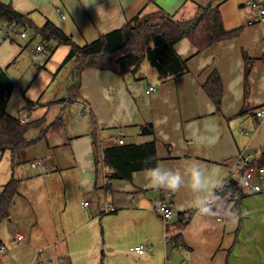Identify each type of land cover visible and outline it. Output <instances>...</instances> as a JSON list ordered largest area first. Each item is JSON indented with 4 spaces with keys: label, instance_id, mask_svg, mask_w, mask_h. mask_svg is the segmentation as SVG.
<instances>
[{
    "label": "crops",
    "instance_id": "0c3cea01",
    "mask_svg": "<svg viewBox=\"0 0 264 264\" xmlns=\"http://www.w3.org/2000/svg\"><path fill=\"white\" fill-rule=\"evenodd\" d=\"M3 2L27 15L36 27L52 21L80 45L138 16L186 21L209 4L219 6L226 30L240 29V33L202 51L190 39H181L176 50L187 60L189 71L162 81L145 61L137 72L124 75L87 68L78 76L76 58L63 64L70 45L44 40L32 26H27L26 37L3 39L7 24L0 20V74H5V78L0 76V92L7 93L12 85L6 112L33 122L32 128L40 131L48 126L50 110L62 97L64 104L72 99L79 102L84 109L79 115L89 113L72 121L67 107L55 109L58 116L53 122L62 117L65 127L77 134L68 150L48 149L53 169L46 163L47 169L42 170L36 162L42 156L29 157L27 148L15 162L10 150H0V193L13 177L19 180L10 216L0 224L1 251L20 244V264L60 259L67 264H182L183 260L189 264H264V181L262 192L244 188L221 217L201 216L192 206L212 197V187L218 185L216 191L229 178H238L243 169L239 155L259 160L264 153V139L257 144L243 128L251 125L252 117L260 124L264 121V116L257 115L264 109V17L248 0ZM250 19L256 22L248 24ZM41 43L46 51L35 56L33 49ZM244 54L252 58L247 87ZM214 71L224 86L220 110L203 88ZM60 76L67 82L61 88ZM151 86L157 89L147 93ZM14 94L16 107L11 103ZM148 123L153 124L154 134H142L140 127ZM48 137L43 139L51 146ZM120 138L123 144L155 140L158 163L184 176L182 189L155 188L147 182L150 173L144 170L134 172L131 180L110 179L103 149L119 144ZM194 163L209 170L207 193L197 189L188 174ZM70 178L76 181L74 188L68 187ZM254 181L259 183V177ZM158 201L175 211L170 219L158 213ZM108 205L115 209L108 210ZM228 210L236 213L235 218H229ZM177 234L183 239L175 245L171 238ZM18 235L21 240L16 239ZM169 243L173 244L170 254ZM141 244L146 247L144 253L130 250ZM175 249L183 253L180 260L171 259Z\"/></svg>",
    "mask_w": 264,
    "mask_h": 264
},
{
    "label": "trees",
    "instance_id": "16d2710c",
    "mask_svg": "<svg viewBox=\"0 0 264 264\" xmlns=\"http://www.w3.org/2000/svg\"><path fill=\"white\" fill-rule=\"evenodd\" d=\"M0 20L5 21L6 24L15 21L32 26L44 40H56L60 44L70 45L71 50L63 64L76 58L78 76L87 68L112 70L121 75L137 72L142 63L147 60L162 81L189 71L187 60L182 58L176 50V44L181 39H190L197 50L202 51L240 33V29H225L219 6L213 4L204 7L200 15L194 19L186 21L163 16L160 22L150 23L141 21L138 16L124 26L101 34L96 40L83 45L77 44L70 35L52 21H47L42 27L34 26L27 15L20 13L11 3H5L3 0H0ZM244 57L247 62L245 70L247 87L252 58L247 54H244ZM1 75L5 78V74ZM78 86L79 83L76 84V88ZM9 87L12 88V85ZM11 88L7 93L0 92V150H10L15 162L21 150L43 139L49 130L61 129L63 120L59 117L48 127L41 129L38 136L28 139L27 132L34 126L33 122H24L20 117L11 115L5 110ZM203 88L220 110L224 86L218 71L210 75ZM241 112L243 110L240 114ZM140 129L142 134H154L152 123L142 125ZM149 158L151 159L146 161ZM257 161L259 165L264 166V153ZM103 162L109 168L107 176L110 179L131 180L134 172L154 167L159 162L156 141L108 145L103 149ZM244 173L243 168L238 178H229L215 191L216 194L212 195L213 203L210 206L215 213L214 217H221L227 211L229 203L243 195ZM18 187L19 180L13 177L0 193V224L10 216V207L19 192ZM194 212L190 211L189 217ZM183 215L185 214L181 213V216ZM182 239V235L177 234L171 238V241L177 245ZM3 246L4 242L0 237V249Z\"/></svg>",
    "mask_w": 264,
    "mask_h": 264
},
{
    "label": "rangeland",
    "instance_id": "374dc122",
    "mask_svg": "<svg viewBox=\"0 0 264 264\" xmlns=\"http://www.w3.org/2000/svg\"><path fill=\"white\" fill-rule=\"evenodd\" d=\"M141 21H146V22H150V23H157L161 21V18L159 19L158 17H146V16H142L140 17ZM145 63H147L149 65V67L154 68L147 60H145ZM65 76H60V80H59V87L61 88L62 86L64 87L65 84H67L66 80H65ZM63 95H61L62 97ZM66 98L69 99V95L66 93ZM15 97L16 94L13 95V100H12V105H15L16 107V101H15ZM64 97L61 98V101L57 102L58 104L54 106V108H52L50 110V113L48 115V121H47V125H49L50 123H52L58 116V112L54 115V111L55 109H61L62 107H67V112L68 114H71V119L72 121H78V120H82L84 119L86 116L89 115V113L87 114L86 112H84L83 114L79 115L78 111H83L84 109L79 105V102L75 99L72 100H68L67 103L64 104L63 99ZM252 123L251 125H243L245 127H243L246 130V135L247 137H255V141L257 142V144H259L258 142L263 141L264 139V121L260 124L258 122H256L254 120V118L252 117ZM66 125L64 124V120H63V127L57 131L54 130H49L46 135H48L50 142H51V146H49L46 138L45 139H41L38 142L30 145L27 147V151H29V157H38V156H42V158L44 157L46 159V163L48 166H50L52 169L53 167L55 168V166H52L50 161H49V155H48V149H52V150H57V153L63 150H68L70 143L69 141L71 140V138L75 137L77 134V131L73 130V128L71 127H65ZM261 129L258 131V129ZM48 127V126H46ZM258 131V132H257ZM41 133L40 129L38 128H31L29 129V131L27 132V138L28 139H33L36 136H38ZM257 133V134H256ZM51 151V150H50ZM255 154V153H254ZM28 157V158H29ZM26 162V161H25ZM26 164V163H24ZM70 166V165H69ZM57 168V167H56ZM71 169V168H69ZM74 185H76V181L73 180V178H70V183H69V188H74ZM17 239V238H16ZM20 244H17L16 246H13L11 249L8 250H3L1 251L0 249V264H20L22 261V257H21V251H20ZM183 256V253L181 252V250L175 249L173 254L171 255V259H175V260H180Z\"/></svg>",
    "mask_w": 264,
    "mask_h": 264
},
{
    "label": "built area",
    "instance_id": "2783aa9c",
    "mask_svg": "<svg viewBox=\"0 0 264 264\" xmlns=\"http://www.w3.org/2000/svg\"><path fill=\"white\" fill-rule=\"evenodd\" d=\"M247 4L251 6L254 10H257L259 12L260 17H264V4L262 3L261 0H248ZM57 11L61 12V9L58 7ZM63 17H65V15H63ZM255 22H256V19L248 20V24H253ZM12 35H19L21 37H26L28 35L27 26L23 24H19L15 21L7 23V25L5 26V29L2 32V38L8 39ZM43 51H46V46L43 43L37 45L35 49H33L35 56H38V54H40ZM156 89L157 88L155 86H151L147 90V93H151L155 91ZM257 115L261 117L264 116V109H260L257 112ZM23 121L26 122L27 119H23ZM118 143L123 144L124 140L120 138ZM36 162L42 168V170L47 169L46 160L44 158H39ZM238 162L241 163V165L245 169L244 178H243L244 188L252 192H262L263 191L262 184L264 181V166L259 165L258 161L250 155H239ZM257 176L260 179L259 183H256L254 181V178ZM208 202L209 204H212L213 198L210 197L208 199ZM84 205L89 206V201H85ZM107 209L113 211L115 208L111 205H108ZM156 209L158 213L165 220L170 219L175 214V211L170 206L165 204L163 201H158L156 203ZM17 239L21 240L22 235H18ZM130 250L142 254L146 251V247L145 245L141 244V245L130 247ZM34 264H41V263L40 261H36ZM47 264H67V263L66 261L60 259L58 261L49 260ZM182 264H189V262L187 260H183Z\"/></svg>",
    "mask_w": 264,
    "mask_h": 264
},
{
    "label": "clouds",
    "instance_id": "9594fccd",
    "mask_svg": "<svg viewBox=\"0 0 264 264\" xmlns=\"http://www.w3.org/2000/svg\"><path fill=\"white\" fill-rule=\"evenodd\" d=\"M150 159L151 158L146 161H149ZM200 165V163L191 164L189 166L188 174L197 189L207 193V190L209 188V184L207 183L209 177L207 173L209 172V170L207 168H201ZM144 171L146 173H150V175H148L146 178L147 182L158 189L179 191L182 189V186L185 183L184 176L178 173L176 169L169 168L166 165L162 168L160 163H157L154 167L147 168ZM216 187H218V185L212 187V194H216ZM192 206L198 211L201 216L215 215L207 199L202 198L198 202H194ZM228 212L229 218H235V212H233L232 210H228Z\"/></svg>",
    "mask_w": 264,
    "mask_h": 264
},
{
    "label": "water",
    "instance_id": "95a60500",
    "mask_svg": "<svg viewBox=\"0 0 264 264\" xmlns=\"http://www.w3.org/2000/svg\"><path fill=\"white\" fill-rule=\"evenodd\" d=\"M50 162H52V159L50 160ZM172 247H173V244L172 243H169L168 244V247H167V253L170 254L171 251H172Z\"/></svg>",
    "mask_w": 264,
    "mask_h": 264
}]
</instances>
